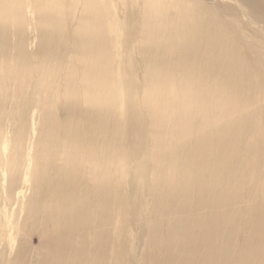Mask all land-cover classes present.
<instances>
[{"label": "bare ground", "instance_id": "obj_1", "mask_svg": "<svg viewBox=\"0 0 264 264\" xmlns=\"http://www.w3.org/2000/svg\"><path fill=\"white\" fill-rule=\"evenodd\" d=\"M0 264H264V0H0Z\"/></svg>", "mask_w": 264, "mask_h": 264}]
</instances>
